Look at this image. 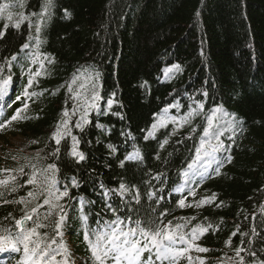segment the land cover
Masks as SVG:
<instances>
[{"label": "trees", "instance_id": "obj_1", "mask_svg": "<svg viewBox=\"0 0 264 264\" xmlns=\"http://www.w3.org/2000/svg\"><path fill=\"white\" fill-rule=\"evenodd\" d=\"M4 6L0 121L28 102L12 133L33 142L0 149V236L31 214L39 243L96 264L90 245L122 221L200 231L197 264H264V0Z\"/></svg>", "mask_w": 264, "mask_h": 264}, {"label": "snow or ice", "instance_id": "obj_2", "mask_svg": "<svg viewBox=\"0 0 264 264\" xmlns=\"http://www.w3.org/2000/svg\"><path fill=\"white\" fill-rule=\"evenodd\" d=\"M6 7L7 6L0 8V12L4 11ZM8 18L11 19V16ZM36 75H39V73ZM7 84L8 81H4V85ZM30 86L31 81H29V87ZM25 94L27 95V93ZM26 107L27 105H25V108ZM23 111L24 109L18 110L17 114L12 117V120L20 119V113ZM65 115H67V113H65ZM57 143H59L58 139ZM73 155L80 154L74 149ZM132 158H138V153L134 157H130V159ZM80 159H83V156H80ZM9 183L10 181L7 179L0 180V186L6 187ZM29 183H35V178L30 180ZM13 191H15V189H13ZM29 195L32 196L33 194L30 193ZM63 195H67V193L65 192ZM57 199H59V197H57ZM45 203H48V201H45ZM180 205L184 206V202L181 201ZM33 211H35V209ZM30 220H32V215L27 214L24 216L23 220H17L15 222L16 227L20 228V233L15 237V242L7 236H0V252L20 251L17 245H23L26 258L30 256H39L40 260H44L45 257H49L46 264H53L56 259V253L45 251L41 248V244L39 243L40 237L37 233V227H41L42 225H37V227L30 230L23 227L24 223ZM122 223V221H116L114 225H109L108 230L102 235H97L95 242L90 245V250L96 264H105L107 260H111L113 264H140L141 257L145 252L154 253L157 261L175 260L177 257L183 255L182 252H175L174 250L176 243L174 231L170 233L167 228L149 231L141 228L139 224L134 228H129L127 231H124L120 227ZM33 237L37 239L34 240ZM179 239L183 241L184 237L180 236ZM29 244L33 246L29 248ZM46 248L51 249L52 245H46ZM196 251L204 252L207 250L197 248ZM37 264H39V261H37ZM63 264H67V261L65 260ZM144 264H151V256Z\"/></svg>", "mask_w": 264, "mask_h": 264}, {"label": "rangeland", "instance_id": "obj_3", "mask_svg": "<svg viewBox=\"0 0 264 264\" xmlns=\"http://www.w3.org/2000/svg\"><path fill=\"white\" fill-rule=\"evenodd\" d=\"M80 90V88L76 89V92H78ZM28 105V102L27 104ZM25 108V106L23 107ZM22 109V108H20ZM13 117V116H12ZM12 117L8 120V122L4 123L3 125L0 126V149L3 148H7L8 150H24L27 149L28 143H32V139L31 137L28 136H22V135H16L14 136L12 133L13 127H14V123L15 120H12ZM4 136V137H3ZM209 149H208V148ZM211 148L207 145H203V147L200 149V160L198 162H200V164H198L196 167H194L192 169V171L195 170H200L203 165L205 164V162L207 161V155H208V151H210ZM197 234V233H195ZM194 233H191L188 238H184L183 241H180V243L183 244V246H185L182 249V252H185L187 254V256H190V258L186 261H184L182 264H197V262H199V259H195V256L198 257V254H200L201 252L196 251L198 247V245L196 244V236ZM33 239H37L36 237H33ZM48 241L44 244H41V248L42 249H46V245L51 244V241L49 240V238L47 239ZM40 242V239H39ZM33 245L29 244V248H31ZM39 260V264H46V261L49 259V257H45L44 260H40V257H37ZM67 261V264H76V260L74 255H71L70 257H66L65 259ZM63 259H61L59 256H57L56 254V259L53 262V264H63V262L65 261Z\"/></svg>", "mask_w": 264, "mask_h": 264}]
</instances>
